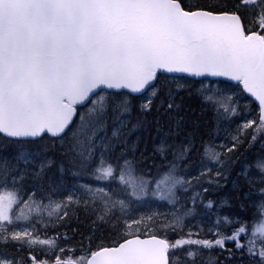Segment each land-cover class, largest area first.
I'll return each instance as SVG.
<instances>
[{
    "label": "snow or ice",
    "instance_id": "snow-or-ice-1",
    "mask_svg": "<svg viewBox=\"0 0 264 264\" xmlns=\"http://www.w3.org/2000/svg\"><path fill=\"white\" fill-rule=\"evenodd\" d=\"M161 70L238 82L258 101L259 122L253 118L240 124L231 145L218 146L221 151L203 143L193 175L184 162L195 150L200 125L182 95L188 92L191 99L192 93L186 82L174 78L157 84ZM197 93L202 108L237 115L230 93L203 81ZM133 94H141L135 120ZM254 125L249 147L264 131V0H234L232 5L218 0L202 5L185 0H0V135L18 144L44 135L56 138L75 169L72 175L96 182L69 186L63 161L59 174L49 175L55 162L46 147H20L0 157V183L7 185L9 178L13 185H23L26 178L32 183L26 200L18 190L0 193V264H26L24 257L6 251L10 247L16 252L28 248L31 264H50L31 251L47 246L51 255L59 247L58 237H42L40 227L62 226L80 208L93 217L94 231L120 227L124 238L75 261L57 255L54 264H220L204 255L216 248L227 251L229 259L235 250L246 254L249 264H264V221L256 226L254 215L249 233L247 223L219 213L231 206L227 197L217 201L208 196L228 185V170L236 162L231 154ZM145 133L153 156L166 161L147 178L136 175L135 159ZM255 166L256 178L252 164L244 162L238 169L248 191L236 180L232 192L260 197L256 207L264 212V160L257 159ZM112 182L120 187H109ZM119 193L135 199L119 198ZM181 193H190L193 205L182 214L177 209L128 218L133 203H149L145 198L150 194L183 208ZM37 195L48 204L37 201ZM197 205L209 220L215 217L208 229L211 238L184 231ZM221 223L239 227L228 234L220 230ZM133 225L144 231L138 227L133 233ZM230 243L234 249L227 247Z\"/></svg>",
    "mask_w": 264,
    "mask_h": 264
},
{
    "label": "trees",
    "instance_id": "trees-1",
    "mask_svg": "<svg viewBox=\"0 0 264 264\" xmlns=\"http://www.w3.org/2000/svg\"><path fill=\"white\" fill-rule=\"evenodd\" d=\"M208 2H209V0H185L186 4H200V5H202V4H205ZM213 2H217V0H213ZM218 2L221 5H224V4L232 5L234 3V0H218ZM226 10L230 11L231 8L229 7ZM173 78L176 79L180 83L186 82L188 84V87L190 88L189 91H191V93H192L191 99H188V92H184V93H182V95L185 96L186 106L190 105L191 108L195 110L196 117H194V119L198 118L200 126H199V130L197 131V135H196L195 150L193 151V153L189 157V160L184 162V163H187L191 166L198 165L199 156L197 154L199 152H202V150H203L202 144L206 143V142L211 143L214 140L216 133L218 132V128H219L221 122L225 119L232 118L234 116H238L239 110L237 108V115H232L230 113L224 112L223 108L219 109V114L215 110H213V108L210 106L207 108H202L201 103H200V98H199V95L197 93V90L201 88V81L192 80V79L186 78V77H179V78L173 77ZM166 79L169 80V77L167 75L166 76H165V74L159 75L158 80L156 82H157V84H159L161 81H164ZM203 82H206V81H203ZM221 84L223 85V87H225V86H231V87L238 86L239 88H241L240 85H232V84H229V83H226L223 81H221ZM144 95H147V94H144ZM140 98L141 97H134L133 96V105H134V111L132 113V119L133 120H135V117L137 115V112L135 111V106H138ZM250 102H251L250 106H252V108H253L252 115L254 116V118L256 119V121L258 123L259 121H258L257 107L252 101H250ZM224 103H228V102L225 100ZM254 129H255V125L253 126V128H250L249 131L247 130V135L244 137H241L244 140V144H243L244 146L242 145L240 147L239 151L234 153L235 155L231 154L234 160L240 161V164H242L244 161L249 163L250 160L253 158L252 153H254V152H255L254 155H257V156H260L262 154L260 151L261 146H259L258 144L264 143V131H261L259 134H257V141L255 142V148H252L251 150L249 149L250 147H249L248 142L251 140L252 135L256 134ZM236 131H237V129H234L232 132V135H235ZM153 136H155V133H153ZM132 139L135 140L136 136H133ZM181 139H183V137H181ZM247 139H249V141ZM59 145H60V141L56 138L43 137L39 140L24 141L22 144H18L16 141H14L10 138L4 137L3 135H0V157H10L11 154L16 149H18L20 147H23V148H26L29 150L31 149V151L43 150L46 147L47 157L51 158L55 162V166L51 170L52 173H49V175H51L53 173L59 174L57 172V168L60 166L61 161H63L64 167L66 169H68L64 173V180L67 184H71V183L76 184L77 180L89 181V178L87 175L84 177L83 176L74 177L72 175V172L75 171V169H72L71 166L69 165L68 161L62 156L61 149H60ZM146 146H147V148H146ZM27 147H29V148H27ZM151 147H152V142H151V140L148 139L147 133H145L144 134V141H142L140 144V150L135 153L136 175L137 176L144 174V176L147 178L148 174L155 175L156 168L159 167L160 165L166 163V161H163L160 157L153 156L152 151H151ZM244 147H245V149L243 150ZM244 152H245V154H244ZM141 153H144L143 157L141 156ZM238 154L240 155V157ZM237 155H238V158L240 160L236 159ZM129 158H131V156ZM170 158L171 157H169V159ZM245 159H247V160H245ZM195 168L196 167H194V169ZM230 168H233L232 164H231ZM230 168H229V172H231ZM234 174H236V173H234ZM229 178H230V175H229ZM8 183L12 189L18 190L19 193L21 194V196H24L25 195L24 191H26V189H28L32 186V183L28 178L25 179V182L23 183V185H21L19 183H17L16 185H13L11 178L8 179ZM2 184L3 183H0V186ZM222 191L223 190H221V194L216 193V192H212V193H209L208 196H209V198H212V199L219 201L221 198H225L224 193ZM121 194H123L124 199H126V198L132 199V197H128L124 193H121ZM183 197L185 198V196H183ZM56 198H57V196L52 197V199H56ZM229 199H230V197H229ZM232 199H235V201L237 203H242L247 208V209L245 208L246 216H250V215L257 216L258 214H264V212H260V210L258 208H256L255 211H253V209H249L247 207V206H249V204L247 203V200L244 197L238 198V195L236 194V196L235 197L233 196ZM36 200L41 201V202H45L48 204V199L47 198L42 199V197L39 195L36 196ZM190 207H193V205L188 204L186 207H183L181 209V214L183 213V211H185L187 208H190ZM224 208H221V210H223ZM130 211L128 213V218L129 219L137 218L136 216H131ZM172 211H175V210H172ZM150 214L151 213L144 214V215H150ZM195 214L202 215V214H204V210H202L201 207L199 205H197ZM141 215H143V214H139L138 216L140 217ZM241 216L243 217V214ZM43 218H44V220L46 218H47V220L49 219L47 216V212H44ZM53 219H54V217H53ZM92 219H93V217H91L87 212H85V210L83 208H80L76 213L72 214L71 217L65 221L66 224L70 225L69 229L67 231L61 230L59 226L50 227L48 229H44V235L43 236H47L49 238H53V237L61 238L59 243H61L62 240L71 241V242L75 243L76 246H79V247L85 249L86 252H91V251L96 250L98 248H101L103 246L114 245L124 238V236L122 235L120 227H117L115 229H112L111 227L100 228V229H97L94 231L92 226H91ZM161 219H163V217H161ZM185 224L188 225L186 220H185ZM200 225H202V224H200ZM138 227L140 228L141 232L144 231L143 226H136V225H133L131 231L133 233H135ZM184 231L186 232V229H184ZM199 232L202 234L206 233L203 230H199ZM171 235L172 234H169V236H171ZM35 248L31 249V251L33 253H36L37 255H43V249H41V246H36ZM230 248L234 249V245L230 244ZM27 251L29 252V249ZM204 255H205V257L211 256L213 258H217L219 260L220 264H224V262H223L224 259L227 261V264H245V263L249 264L248 263L249 260H247V258H246L247 255L244 254L245 256L244 255L242 256V254L239 251H235V250H234L233 255L230 259L228 257L229 256L228 253L225 251L222 252V250H220L219 248H216V249H213L210 251H205ZM25 257L27 258V256H25ZM244 257H245V259H244ZM40 260H43V259H40ZM241 261H243V262H241Z\"/></svg>",
    "mask_w": 264,
    "mask_h": 264
},
{
    "label": "rangeland",
    "instance_id": "rangeland-1",
    "mask_svg": "<svg viewBox=\"0 0 264 264\" xmlns=\"http://www.w3.org/2000/svg\"><path fill=\"white\" fill-rule=\"evenodd\" d=\"M169 80H172V78H169ZM204 84H210L213 87V89L219 88V89H221L222 93H230L231 95H233V97H234L233 102H232L233 106H236L238 108V110H239V115L238 116H234L232 118L225 119V120H223L221 122V124H220V126L218 128V132L216 133V135L214 137V140L211 142V144L215 146V150L221 151V149L218 147L219 145H221V144H227L229 146L231 145L230 141H231V136H232L233 130L237 129L238 126L240 124H242L244 121L251 120V119L254 118V116L252 115L253 108H252V106H250L251 105L250 100L242 93L241 88H239L238 86L223 87V85L221 83H219V82H208V81L204 82ZM248 131H249V129H248ZM258 145L261 146V143H259ZM254 147H255V143L249 149L251 150ZM27 148H29V147H27ZM27 150H29V149H27ZM30 151H31V149H30ZM260 151H261L262 154L260 156H257V155H254L255 154V152H254L253 153V158L249 162V164L253 165L252 172H251V176L253 178H256L258 176V169L255 166L256 160L257 159L264 160V149L260 148ZM197 155L199 156V160H200L202 158V155H203V150H202V152H199ZM235 163H232V164H233V167L237 166V169H239L244 164V162L242 164H240V161H236ZM196 166L197 165H193L192 168H194ZM237 169L234 168V172L231 170L233 173H237V174H234L233 176L230 174V172L228 170V174L230 175L229 183L222 191L224 193L225 197H227L228 199L230 197L229 201H230V205L231 206L230 207H225L223 210L220 209L218 211H219V213L221 215H229V216H231L234 219L235 218H239L241 223H247L249 225L248 231L250 233L251 230H252V227H253V217L254 216H252V215L246 216V210H245L246 207L242 203H237L235 201V199H232L233 196L234 197L236 196V193L232 192V183H231L232 181L239 180L240 184L243 185V190L244 191H248L247 188L249 187L247 184H245L244 180L239 177ZM236 170H237V172H236ZM195 172H197L196 168H195ZM50 173H52V172H50ZM192 174H194V172H192ZM93 186H95V185H93ZM12 190H15V189H12L10 187V185L8 187H5V185L3 184L0 187V193H2L4 191H12ZM24 192H25V196H21L19 191H18V195L26 200L27 196L31 194V190H27V191H24ZM218 193L221 194V191H219ZM181 195L187 197L190 194H182L181 193ZM241 197H243V196L238 195V198H241ZM260 199L261 198L256 196V195H253L251 198H246L247 203L249 204V206H247V207L249 209H253V211H255L256 208H257L256 205L259 204ZM145 200L148 201L149 203H146V205H144L145 204L144 203L142 206L137 203V204L134 205L135 207L133 206V208L131 210L132 216H136L138 218L139 217L138 215L141 212L144 213V214L146 212H148V211L151 212L152 211V204H155V205L159 204V201L157 199L154 200V197L151 196V194L148 197H146ZM42 203L43 204H47L45 202H42ZM21 207H22V205H21ZM137 207H139V208L137 209ZM170 207H172V205ZM145 208H146L147 211H143ZM174 208H175V211H176L177 208H179V205H177ZM17 211H19V208H14V212H17ZM25 211H27V209H25ZM168 211H172V209H168ZM168 211H166L165 213H167ZM242 214H243V217L241 216ZM255 217H256V221H257V225L256 226L259 225V222L264 221V214H258ZM189 219L187 220L188 223H189L188 224V230L191 229L193 232H199V230H203L207 234L206 233L205 234L200 233V238H211L208 235V229H209V227L212 226V223H214L215 217H211V220H209V218L206 217L205 215H198V216H194L190 220ZM45 220H47V218ZM199 222L202 223L203 225H200ZM238 226H239V224H233L232 226H227V225H224L223 223H221L220 230L230 234L231 231L235 227H238ZM40 234H41L42 237H44L43 236L44 235V228L42 226L40 227ZM193 238H196V237H193ZM60 240H61V238L57 239V244L59 245V247H57L55 249V251H54L55 255L53 257H48L49 254H48L47 246L44 247V254L45 255H37L36 257L41 259L42 256H44V259H47L48 261H50V264H54L57 255L61 256L62 260H66V259L71 258L74 261L79 259L81 256H83L85 254H87V256H89L90 252H86L85 249H83V248H81L79 246H76L75 243H73L71 241H67V240H62V242L59 243ZM193 247H195V246H193ZM61 248L65 249V251L61 252L60 251ZM24 250H28V248H25ZM6 251H8L10 254L14 253L17 256L24 257V258H25V254L27 253V251H26L25 254H22L23 251L16 252L15 249H13L11 247L9 249H7ZM25 261H26V263L30 262L26 258H25ZM223 262H224V264H227V261L225 259L223 260Z\"/></svg>",
    "mask_w": 264,
    "mask_h": 264
},
{
    "label": "bare ground",
    "instance_id": "bare-ground-1",
    "mask_svg": "<svg viewBox=\"0 0 264 264\" xmlns=\"http://www.w3.org/2000/svg\"><path fill=\"white\" fill-rule=\"evenodd\" d=\"M162 74H165V73H162ZM165 75H169V74H165ZM190 89V88H189ZM195 92V91H194ZM252 132V131H251ZM251 135V134H250ZM251 137V136H250ZM248 141H249V139H247ZM231 142V141H230ZM249 144V143H248ZM247 145V144H246ZM244 146V145H243ZM18 148V147H17ZM248 148V147H247ZM255 148V147H254ZM245 149V147L243 148V150ZM255 150V149H254ZM11 151V150H10ZM242 152V151H241ZM243 153V152H242ZM234 154V153H233ZM241 154V153H240ZM244 154H245V152H244ZM243 154V155H244ZM253 154V153H252ZM235 155V154H234ZM239 155V154H238ZM238 155H237V158H238ZM249 155V154H248ZM239 157H240V155H239ZM235 158V157H234ZM242 159V158H241ZM240 160V159H239ZM245 160H247V159H245ZM245 162V161H244ZM236 164V163H235ZM232 167H233V164H232ZM234 168H236L237 169V166H235V167H233V168H230L233 172H234ZM68 170V169H67ZM238 170V169H237ZM236 170V171H237ZM230 172V174L233 176L234 175V173L233 172ZM237 174V173H236ZM84 177V176H83ZM87 178V177H86ZM85 178V179H86ZM88 178L90 179V177L88 176ZM233 178V177H232ZM11 183V182H10ZM72 184V183H71ZM31 188H32V186H31ZM127 199V198H126ZM144 205H146V203L144 204ZM153 205V204H152ZM135 207V206H134ZM139 207H137V209H138ZM147 208V207H146ZM140 211V210H139ZM142 211V210H141ZM149 212V211H148ZM134 214V213H133ZM191 219V218H190ZM189 219V220H190ZM57 226H59L60 227V229L61 230H63V231H67L68 229H69V224H66V223H64L62 226H60L59 224L57 225ZM36 249V248H35ZM42 249V248H41ZM44 249V248H43ZM245 256V255H244ZM237 258V257H236ZM240 259V258H239ZM244 259H245V257H244ZM234 260V259H233ZM244 261V260H243ZM243 261H241V262H243ZM240 262V263H241ZM249 263V262H248ZM246 264V263H245Z\"/></svg>",
    "mask_w": 264,
    "mask_h": 264
},
{
    "label": "water",
    "instance_id": "water-1",
    "mask_svg": "<svg viewBox=\"0 0 264 264\" xmlns=\"http://www.w3.org/2000/svg\"><path fill=\"white\" fill-rule=\"evenodd\" d=\"M159 73H165V74H169V75H174V76H181V75H186V76H188L186 73H166V72H163L162 70L159 72ZM158 73V74H159ZM189 77H191V76H189ZM192 78H195V79H201V78H205V77H192ZM209 78H212V79H214V78H220V79H223V80H227V81H230V80H228L227 78H225V77H209ZM230 82H233V83H237V82H235V81H230ZM126 91V90H125ZM248 94V93H247ZM133 95H140V94H133ZM249 96H250V94H248ZM251 97V96H250ZM253 100H254V102L256 103V105L259 107V105H258V101H255V99L253 98V97H251ZM31 139V138H30Z\"/></svg>",
    "mask_w": 264,
    "mask_h": 264
},
{
    "label": "flooded vegetation",
    "instance_id": "flooded-vegetation-1",
    "mask_svg": "<svg viewBox=\"0 0 264 264\" xmlns=\"http://www.w3.org/2000/svg\"><path fill=\"white\" fill-rule=\"evenodd\" d=\"M168 76V75H167ZM26 251L27 250H23V253L22 254H25L26 253ZM21 252V251H20ZM45 255V254H44ZM38 260H40L38 257H36ZM41 259H43V260H45L44 259V256H42V258ZM26 264H31V261L30 262H28V263H26Z\"/></svg>",
    "mask_w": 264,
    "mask_h": 264
}]
</instances>
